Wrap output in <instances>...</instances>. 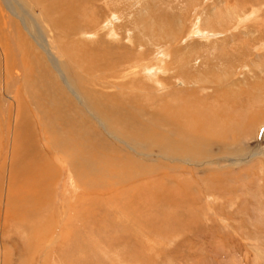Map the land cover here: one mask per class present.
Instances as JSON below:
<instances>
[{"label":"rangeland","instance_id":"obj_1","mask_svg":"<svg viewBox=\"0 0 264 264\" xmlns=\"http://www.w3.org/2000/svg\"><path fill=\"white\" fill-rule=\"evenodd\" d=\"M30 2L49 14H60L55 15L60 21L61 12L73 11L65 15L67 26L71 25L66 33L65 26L53 28L34 10L59 65L71 81L74 78L79 83L80 78L86 86L90 110L100 118L106 116L105 125L120 130L135 145L133 151L118 143L119 148L83 109L87 120L77 131L82 133L89 126L100 132L89 135L80 152L91 145L101 147L103 142L114 148L103 152L106 157L120 155L126 161L124 167L109 166L112 174L133 175L138 183L151 181L135 199L132 192L126 199L120 198L121 203L107 201L98 207L95 225L73 231L69 227L73 235L55 246L47 264H264V0ZM7 16L0 0V36L7 38L15 55L13 30L4 24ZM23 33L30 45L21 46L30 54L31 63L55 80L56 90L64 92L67 105L63 111L77 113L75 98L52 77V64L45 66L46 54ZM63 45L68 51L60 55ZM1 64L0 60V125L4 128L9 119L13 126L18 115L14 118V111L9 114L6 107V85L15 86L11 83L15 73H6ZM34 79L31 87L39 88ZM160 108L178 118L189 115L192 133H188V147L181 152H169L157 140L143 139L141 124L152 127ZM127 113L144 119L133 125ZM169 135L183 143V136ZM52 154L57 176L50 211L56 213L70 200L76 206L82 188L72 163L60 164ZM83 167L89 170L85 163ZM102 173L91 174L89 179L108 182ZM2 175L6 185L8 167ZM131 181L123 187L132 189ZM3 194L0 187V199ZM74 222L69 216L68 226ZM5 235L6 248L13 251L5 264H21L17 257L20 252L26 254L30 242L13 222ZM51 238L43 237L42 244ZM36 251L26 255L22 264H32L36 256L43 255L40 249Z\"/></svg>","mask_w":264,"mask_h":264},{"label":"bare ground","instance_id":"obj_2","mask_svg":"<svg viewBox=\"0 0 264 264\" xmlns=\"http://www.w3.org/2000/svg\"><path fill=\"white\" fill-rule=\"evenodd\" d=\"M3 2L8 12L7 21L4 24H8L10 29L12 28L13 31H11V33H14L12 34V38L15 48L17 49L15 51L16 54L13 55L8 45L7 38L3 35L0 36V60L2 61L6 73H15V76L12 77L11 80V83H15V86L12 88L6 85L8 90V94H6L8 95L6 98V107L9 114L14 111V118L17 115L18 118L11 127L9 126V118V121L4 123V128L0 125V187H3L5 191V194H3L4 197L0 199V227L2 231L0 237V257L5 264L8 259L7 256L13 252L8 251L6 248L8 241L5 235L10 223L13 222L21 233L26 235L25 237L30 242L28 251L25 252L26 254L20 252L17 257L18 261L21 264L23 261L26 262V255H29L32 250L38 251L40 249V251H43V255L36 256L35 259L31 257V259L34 260L32 264H38V262L40 264H47L51 255L56 251L55 246H57L58 243L60 244V241H66L70 234L71 236L73 235L72 232H68L69 227H71V231H73L80 230L81 227L86 229L91 225H95L96 210L99 209L101 205L106 204L105 202L107 201L112 203L118 201L121 203L127 198V194L132 192L134 193L133 196L135 195L132 199H135V197H138L137 194L143 191L144 187H147L148 182L151 181L144 180V182H146L145 184L138 183L133 175L112 174L113 171H111L112 169H110L109 166L124 167L126 161L121 160L120 155H115L114 159L106 157V154L103 152L113 151L114 148L105 145L103 142V146L101 147L95 144L98 149H102L101 152L92 145L90 148H85V152H80L79 148L81 146L85 147V142L89 138V135H98L100 132L90 130L89 126L84 128L82 133L81 131H77L76 127L87 120L85 119V115L82 114L83 109H86L90 116L96 119L97 125L99 124L111 138L116 140L119 148L125 145L133 151L132 148H135V145L131 144L122 136L123 133L120 130L111 127L109 124L106 126V116L100 118L95 113L94 116L93 112L90 110L89 104H87L86 91L88 90L86 86L80 83V78L79 83L76 82L74 78H71V81L63 70L64 66L62 67V64L61 66L59 65L58 58L52 53L50 45L42 36L44 30H42L41 25L43 24L39 23L40 20L34 12V10L38 9L43 15V19L50 23L53 28L63 29L65 26L64 30L68 33L71 30V25L67 26L65 15L73 11L66 10L61 12L63 20L60 21L55 19V15L58 13L55 15L49 14L47 9L31 4L30 0H3ZM27 4L29 8L26 7ZM70 17L73 20V15H70ZM74 22L73 23L76 24V18ZM21 28L35 41L38 48L43 50L46 54L47 59L44 64L47 68L49 67L48 63L52 64L55 71L53 72L50 69L52 77H55L58 82L64 84L70 94L75 98L73 101L79 108L77 113L67 114L63 111L67 105L65 104L64 106V101L66 99L64 92L56 90L54 88L55 83L53 82L55 80H52L51 76L42 69L41 73L37 71L35 65L31 63L32 58L29 56L30 54L21 46V44L23 45L27 42ZM1 32L2 29L0 28V33ZM28 43L29 42H27V44ZM28 45H30V43ZM61 47L59 53L63 55L64 51L68 50L64 45ZM34 78L37 79L39 84V88L35 86L36 90H33L32 88L34 86L32 85L31 87L30 84ZM21 83L23 87L19 86ZM146 111L151 115L152 111ZM177 115L178 114L170 112L165 108H160L159 114H157L151 122L152 127L150 124H147V122H141V125L145 128L144 136L146 138L143 139L150 140L152 143L157 140V144L161 146L160 148L166 149L169 152H181V149H186L190 140L188 133H192L191 124H189L187 120L189 115L185 117L183 115V117L181 116L180 118H178ZM126 117L133 125H137V122L143 118L141 115L133 113H127ZM76 118L81 119L77 120ZM67 127L69 130H67ZM142 131L143 130H141V132ZM170 133L183 136L187 139V142L184 138L183 143L181 139L170 138ZM193 141H195V138H193ZM52 152L59 158L60 164L63 162L72 163L70 167L72 171L75 172L82 188L81 195L77 197L76 206H72L71 204L73 203H71L70 200L67 202L66 206L62 207L61 205L56 213L50 211L53 207L51 200L53 185L57 176L56 162L52 157ZM175 158L178 159V157ZM99 160H101V167L97 166ZM83 162L89 170L83 167ZM93 164L95 168H93ZM7 167L8 179L5 185L2 171L5 172ZM99 172L102 173L101 175L108 182L103 179H97L98 181L95 182L89 179L91 174L96 175V173ZM107 173L111 174L107 175ZM117 175H121L116 178L118 180L120 179V181H116L114 176ZM113 179L115 183L112 182ZM130 180H132L131 186L134 187L132 189H129L126 185L123 187L124 183L127 184ZM5 186H7L6 189H4ZM122 197L125 198L121 200L120 198ZM76 207H79V210L74 217L73 215L75 214ZM117 208H119V203ZM71 215L72 218L75 219V222L72 223L71 226H68L70 224L69 216ZM62 231L64 233H61ZM56 232L57 234H55ZM50 235L53 239L51 238L49 241H46L48 243H44L43 245V240L41 239H43V237L45 239ZM42 248L44 250H41ZM51 248H53V250ZM46 250L49 251V253L46 252Z\"/></svg>","mask_w":264,"mask_h":264}]
</instances>
